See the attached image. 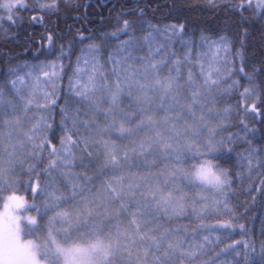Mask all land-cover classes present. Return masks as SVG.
I'll return each instance as SVG.
<instances>
[{"label": "snow or ice", "instance_id": "1", "mask_svg": "<svg viewBox=\"0 0 264 264\" xmlns=\"http://www.w3.org/2000/svg\"><path fill=\"white\" fill-rule=\"evenodd\" d=\"M90 7L0 0L5 43L19 38L10 29L23 12L63 8L80 23L59 40L49 32L34 62L0 52V264H240L225 253L264 264V233L258 253L247 242L241 253V241L215 251L229 229L246 231L238 221L249 205H264V146L249 139L257 130L241 118L243 137L230 132L233 106L221 107L239 93L236 110L264 119V0H204L212 24L198 38L187 20L144 19L139 3L96 30L107 21H93ZM253 25L258 59L246 56ZM210 218L224 230L215 239ZM182 219L189 225L172 226Z\"/></svg>", "mask_w": 264, "mask_h": 264}, {"label": "trees", "instance_id": "2", "mask_svg": "<svg viewBox=\"0 0 264 264\" xmlns=\"http://www.w3.org/2000/svg\"><path fill=\"white\" fill-rule=\"evenodd\" d=\"M92 7L89 8L90 18L95 21L99 19V14L102 13L105 17L107 23L103 26L99 24H94L96 30L103 28H111L115 23L116 12L121 10L126 12H131L133 8L136 7L137 3L141 5H147L145 8L146 15L144 19L151 20L153 22L159 21L160 25L171 24L176 22H183L187 20L188 27L186 31L191 32L193 29L197 30V38L199 29L204 27L207 24L211 27L212 21L208 15V9L203 8L204 0H175L179 5L180 10L172 8L173 0H89ZM193 4L196 6L197 14L194 15L192 11L185 7L187 4ZM121 5H125L121 9ZM20 15L23 17L22 25L17 28H12L10 31L12 33L19 32V38L13 40L10 43H5L2 38H0V52L10 51V55L13 57V63H24L25 61L34 62L33 58L35 57L37 51L41 48V42L43 38L44 47H47V35L49 32L53 33L54 37L59 40L61 35L67 37L70 35H75V28L80 27V23H73V17L75 13L66 15L65 9L61 10L54 15H46L40 12H23ZM36 16L35 21L32 20V17ZM41 16L43 17L41 19ZM59 18V25H57V19ZM135 19V17H132ZM72 25L73 32L69 33L67 31L68 26ZM258 25H253V32L255 39L250 38L248 41V53L246 56H251L253 50L256 51L257 59L259 58V34L256 32ZM138 35H140L138 33ZM126 38V37H125ZM188 37H185L187 39ZM58 47V43H57ZM173 49L178 53L182 54L184 49L180 44L179 39H175L173 42ZM27 50V51H26ZM26 55L17 56V53ZM75 59V57H73ZM3 57H0V78H2V72L7 67L6 64L2 63ZM43 79V77H41ZM242 83L246 81L242 80ZM64 86H67V78L64 79ZM243 91V88L240 89ZM254 99V97H253ZM230 100L231 105L233 106V111L230 115L228 121V130L232 133H237L240 137H243V125L240 124L241 118L245 119V123L249 125L250 128H255V136H249V139L253 140V146L259 147L264 146V119L259 118L254 113L245 114L243 111V106L241 105L239 111L236 110L237 101L239 100V93L232 95L230 98L225 97V102L221 104V107L228 106V101ZM252 103V99L248 100V104ZM264 108V105H260ZM58 112V109H57ZM57 121L59 116L56 117ZM227 135V132L225 133ZM237 151L243 150V142L238 141ZM234 159V158H233ZM227 166V165H222ZM234 202L236 198H233ZM244 202V196L239 197V203ZM243 212V208H241ZM221 219L226 220L227 216H222ZM206 223L212 224L217 228V231L212 232V238L215 239V236L220 232H223V229H220L217 221L214 218H210L205 221ZM187 220H179L174 223L172 226L181 227L184 225H189ZM239 224H243L246 227V231L241 234V230L238 226L234 229H229L228 232L231 233V239L225 240L224 243L220 244L215 251L219 252L221 248H224L226 244L232 243L233 241H241L239 251L243 253V244L245 242L255 245L256 252H259L260 242L262 239V233H264V205L257 201L254 205H249V211L242 218H239ZM189 235L191 234V227L188 229ZM202 239V237H201ZM249 254H252V249H248ZM211 254V251H210ZM221 259L235 260L238 259L240 264H243V255L240 257H235V254L231 255L225 253L221 255Z\"/></svg>", "mask_w": 264, "mask_h": 264}, {"label": "rangeland", "instance_id": "3", "mask_svg": "<svg viewBox=\"0 0 264 264\" xmlns=\"http://www.w3.org/2000/svg\"><path fill=\"white\" fill-rule=\"evenodd\" d=\"M249 105H251V104H249Z\"/></svg>", "mask_w": 264, "mask_h": 264}]
</instances>
